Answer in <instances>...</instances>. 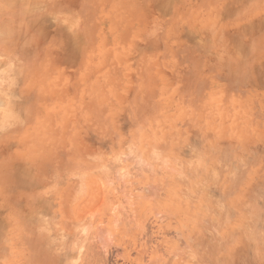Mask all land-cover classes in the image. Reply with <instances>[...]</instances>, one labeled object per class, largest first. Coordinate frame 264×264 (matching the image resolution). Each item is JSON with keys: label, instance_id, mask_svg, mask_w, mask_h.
Wrapping results in <instances>:
<instances>
[{"label": "rangeland", "instance_id": "374dc122", "mask_svg": "<svg viewBox=\"0 0 264 264\" xmlns=\"http://www.w3.org/2000/svg\"><path fill=\"white\" fill-rule=\"evenodd\" d=\"M0 8V264H264V0Z\"/></svg>", "mask_w": 264, "mask_h": 264}, {"label": "bare ground", "instance_id": "6f19581e", "mask_svg": "<svg viewBox=\"0 0 264 264\" xmlns=\"http://www.w3.org/2000/svg\"><path fill=\"white\" fill-rule=\"evenodd\" d=\"M11 6V5H10ZM1 9V8H0ZM2 14V13H1ZM2 15H0V17H1ZM5 16V15H4ZM1 19V18H0ZM3 22V21H2ZM2 22H1V20H0V25H2ZM8 25V24H7ZM6 26V25H5ZM3 27V25L0 27V30L1 31H3V29H1ZM5 30H7L6 28H4ZM4 32V31H3ZM0 45L2 46L3 45V43H1V41H0ZM4 46V45H3ZM2 48V47H1ZM1 48H0V50H1ZM2 51H4L3 49H2ZM0 53H1V51H0ZM4 55V54H3ZM1 56V55H0ZM2 57V56H1ZM3 225V224H2ZM1 225V226H2ZM6 231V230H5ZM5 231H4V233H5ZM1 237V236H0ZM202 244V243H201Z\"/></svg>", "mask_w": 264, "mask_h": 264}]
</instances>
